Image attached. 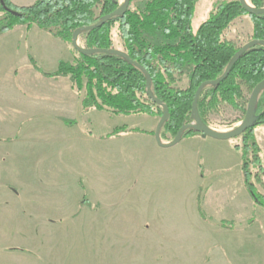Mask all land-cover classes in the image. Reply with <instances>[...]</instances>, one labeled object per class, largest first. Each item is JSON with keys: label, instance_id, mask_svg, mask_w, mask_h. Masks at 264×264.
Wrapping results in <instances>:
<instances>
[{"label": "rangeland", "instance_id": "374dc122", "mask_svg": "<svg viewBox=\"0 0 264 264\" xmlns=\"http://www.w3.org/2000/svg\"><path fill=\"white\" fill-rule=\"evenodd\" d=\"M10 1L15 6L25 7L36 0ZM230 1L234 0H198L192 21L193 30L206 20L216 6ZM123 3L124 0H119L120 5ZM248 5L252 6L250 0ZM12 31L3 35L18 36L17 32ZM37 31L43 37H51L40 29ZM251 33L250 18L242 16L231 23L224 32V38L241 48L252 41ZM40 35L30 32L26 37L34 42ZM113 42V49L123 50L115 32ZM81 44L80 37L79 46ZM6 48L9 50L11 47L6 45ZM28 53L31 55L29 61L30 58H38L33 49ZM15 55L13 50L10 54L0 55V63L6 62L8 67L14 65L18 69V76H14L16 73L11 67L8 68L10 73L0 71V78L2 73L9 75L0 81V86L8 84L7 79H10V102L15 95L13 88L16 84L24 89L30 87L28 92L35 96L27 99V105L48 108L52 103L57 104L58 110L67 112L72 119L68 121H75L90 135L106 136L120 127L150 134L155 132L159 117L144 114L113 115L96 110L83 112L80 96L71 89L67 79H53L44 75L37 79L26 69L28 66L23 64L22 57ZM61 56L64 62L73 61V51L69 47L68 52L61 51ZM51 57L47 56L43 64L40 61L39 64L37 59L34 62L44 72L53 74L57 66ZM175 81L176 88L186 89L188 86L187 74L177 76ZM242 90L248 100L250 93L245 87ZM244 114L222 104L218 111L206 116V126L218 133H228L241 124ZM46 122L49 121L42 118L25 124L40 125L43 129L52 127L51 122L48 125ZM65 122L67 120L64 124L68 126ZM140 135L143 134L127 133L116 137L122 138L116 147L121 148L118 155L120 164L139 167L137 173H132V177L137 178L136 189L130 195L132 201L125 204V208L118 212L116 219L109 225L116 231V242L108 241L106 247H98L97 220H83L80 227L89 222L92 223L90 228L95 229L89 236H85V233L74 236L58 233V236L52 237L27 235V246L32 248L38 245L40 253L28 255L26 252V262L34 257L40 264H264V209L253 206L252 201L249 203L251 198L241 171V152L234 148L243 146L242 135L228 141L208 138L199 143L194 147L195 163L192 162L193 158L184 154L181 144L159 149L155 142L157 146L154 144L152 149ZM253 135L254 138L255 135L260 138V146L264 148V126L255 128ZM172 139L169 134H165L161 142H171ZM232 142L234 146L229 148ZM257 145L261 152L262 167L259 169L257 165H250L249 170L257 191L264 195V151ZM83 158L87 162H94L99 156L97 151H90V160L88 156L80 155L75 156V162L79 163ZM238 185L242 189L240 194L245 196L238 193ZM235 192L237 195H233ZM198 204L203 215L198 211ZM222 222L231 223L233 229L222 228ZM27 229L30 228L27 226ZM53 239L61 240L60 244L49 242ZM110 246L113 248L110 249Z\"/></svg>", "mask_w": 264, "mask_h": 264}, {"label": "trees", "instance_id": "16d2710c", "mask_svg": "<svg viewBox=\"0 0 264 264\" xmlns=\"http://www.w3.org/2000/svg\"><path fill=\"white\" fill-rule=\"evenodd\" d=\"M197 2L128 0V9L123 15L81 35V48L109 50L113 49L115 32L129 60L106 53L84 55L71 47L76 30L94 25L118 9L123 5L119 0H36L25 7L15 6L10 0H0V36L17 27L29 29L35 26L71 48L72 62L59 61L55 73L42 74L53 79H67L71 89L80 96L83 112L96 110L113 115L144 114L160 118L162 109L147 97L145 75L134 64L142 67L150 76L153 98L168 107L169 115L162 126L161 137L169 134L174 138L181 127L193 121L192 101L197 88L221 77L240 50L234 42L224 38L231 23L248 16L252 24L251 40L264 41V14L249 15L238 0L216 6L193 30ZM250 3L261 9L264 0H250ZM30 63L41 73L32 58ZM184 74H187V88H176L175 78ZM262 80L264 47L256 46L238 58L222 83L201 92L196 107L203 124L206 125V116L218 111L222 104L245 112L248 100L242 87L251 93ZM65 123L71 127L77 125L75 121ZM261 126H264V91L257 100L252 127L241 136L243 146H234L241 152V171L252 204L264 209V195L257 191L249 170L250 165L262 167L261 152L253 135V130ZM127 133L150 134L120 127L104 138ZM193 135L201 136L188 131L182 138ZM198 211L204 214L199 204ZM220 225L233 229L231 223Z\"/></svg>", "mask_w": 264, "mask_h": 264}, {"label": "crops", "instance_id": "0c3cea01", "mask_svg": "<svg viewBox=\"0 0 264 264\" xmlns=\"http://www.w3.org/2000/svg\"><path fill=\"white\" fill-rule=\"evenodd\" d=\"M37 30L36 27H18L12 31L17 32L16 37L1 35L0 55L10 54L13 50L15 56L20 55L23 64H27L26 69L38 79L48 73L38 68L40 73L32 67L28 51H36L38 58L32 59L42 64L47 56H52L56 67L59 61H63L61 51L68 52V47L52 36H41ZM30 32L40 37L33 42L26 37ZM6 45L11 48L7 50ZM10 67L6 62L0 63L1 72L10 73ZM11 68L16 73L14 76H18V69L14 65ZM8 77L2 73L0 81ZM7 81L8 84L0 86V264H40L34 257H31L30 262L24 259L26 252L28 255L40 253L38 245L32 248L27 246L26 236L52 237L58 233L62 236L82 233L89 236L94 228H90L92 223L89 222L80 227L83 220H97L98 247H106L108 241L115 243L117 234L109 225L116 219L118 212L125 208V204L132 201L130 195L137 186V178L132 177V173H137L139 168L118 161L121 148L116 147L122 138L105 139V135H90L80 125L66 126L64 121L72 119L67 112L58 110L57 104L52 103L48 108L27 105V99L35 97L28 92L30 87L24 89L15 84V95L10 102V79ZM42 118L49 121L47 125L51 122L52 127L43 129L40 125L27 126L35 119L40 121ZM140 136L153 149L156 145L154 135ZM255 138L260 146V138L256 135ZM206 139L193 135L182 138L178 144L195 163L194 147ZM232 146L233 142L229 148ZM261 150L264 151V148ZM90 151H97V161L87 162L83 158L79 163L75 162V156L89 158ZM239 186L237 190L240 194L242 189ZM51 241L57 244L61 242L58 239Z\"/></svg>", "mask_w": 264, "mask_h": 264}, {"label": "water", "instance_id": "95a60500", "mask_svg": "<svg viewBox=\"0 0 264 264\" xmlns=\"http://www.w3.org/2000/svg\"><path fill=\"white\" fill-rule=\"evenodd\" d=\"M238 2L240 3L242 8L249 15L264 14V8L256 9V8L248 5V3H246L245 0H238ZM128 4H129L128 0H124V3L122 6H120L115 11L109 13L108 15L104 16L96 24L91 25V26H86V27H83V28L76 30L72 35V40H71L72 49L75 50L76 52H78L80 54H84V55H90V54H94V53H106V54H110V55L120 56L122 58H125L126 60H129L127 54L124 53L123 51H119V50H115V49H109V50L85 49V48H81L79 46V39L83 33L99 29L105 23H107L110 19H112L113 17L123 15L128 9ZM256 46L264 47V41L252 40L248 44H246L245 46L241 47L239 52L232 59V61L230 62V64L228 65V67L226 68L224 73L221 75V77H219L218 79L213 80V81L204 82L197 88V90L195 91L194 97H193V101H192L191 113H192L193 121L191 123L181 127L178 130V132L176 133L175 137L172 139V141L167 143V144L161 143V129H162V126L165 123V121L167 120L168 115H169L168 107L163 102L153 98L152 93H151V79H150L149 74L142 67L134 64V66H136L145 75L147 97L149 99H151L155 104H157L162 109L161 117H160V119L156 125V129L154 132V139H155V141L159 147L170 148V147L175 146L181 140L182 135L188 131H194L195 133L200 134L201 137H203V138H209V139H213V140H217V141H228V140L240 137L242 134H244L247 130H249L252 127L253 121H254V116H255L256 103H257V100H258L260 94L264 91V80L259 82L253 88L252 92L250 93L247 105H246L244 119L241 122V124L231 132L218 133L216 131L211 130L209 127H207L205 124H203V122L201 121V119L199 117L196 104H197V100H198L201 92L205 88L210 87V86H217L220 83H222L230 74V72H231L233 66L235 65L236 61L238 60V58L244 52H246L249 49L256 47Z\"/></svg>", "mask_w": 264, "mask_h": 264}, {"label": "bare ground", "instance_id": "6f19581e", "mask_svg": "<svg viewBox=\"0 0 264 264\" xmlns=\"http://www.w3.org/2000/svg\"><path fill=\"white\" fill-rule=\"evenodd\" d=\"M246 1V3H248V0H245Z\"/></svg>", "mask_w": 264, "mask_h": 264}]
</instances>
